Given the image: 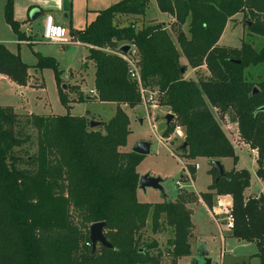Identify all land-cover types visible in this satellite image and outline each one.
<instances>
[{
  "label": "trees",
  "instance_id": "16d2710c",
  "mask_svg": "<svg viewBox=\"0 0 264 264\" xmlns=\"http://www.w3.org/2000/svg\"><path fill=\"white\" fill-rule=\"evenodd\" d=\"M156 1L159 11L174 19L171 31L152 22L138 29L148 0H122L97 12L84 30L71 29L72 39L89 47L98 101L116 105L108 124L91 129V122L69 113L23 116L0 106V264H161L160 256L150 253L157 243L142 241L149 218L154 234L172 230L168 242L172 264L191 256L193 224L187 204L194 201L187 203L180 196L176 202H139L137 168L144 157L123 151L131 134L124 108L140 107L142 91L158 95V105L175 116L165 138L178 126L184 129L179 149L189 160L230 159L237 165L235 147L213 110L232 116L242 141L258 152L257 176L264 184V112L259 111L264 106V84L251 96L254 90L243 76V58L264 64V48L255 54L246 45L240 51L218 47L227 23L239 14H244L251 34L264 38V0ZM4 17L19 41H32L14 18V0H7ZM124 18L135 21L124 27L120 25ZM123 46L130 47L126 55L120 52ZM36 56L34 68L54 70L58 85L61 72L56 60ZM183 56L187 66L181 65ZM203 67L209 79L185 80L188 68ZM133 68L141 86L131 79ZM29 70L20 54L0 44L1 76L26 87ZM59 96L67 108L66 99ZM22 119L37 135V152L26 159L16 151L30 141L18 136ZM188 170L195 175L196 165ZM210 173L212 184L200 196L202 202L212 210L214 198L230 196L234 217L230 238L255 244L256 258L264 264V196L245 195L251 185L247 170L225 171L224 177L213 168ZM96 223L106 224L104 235L112 250L99 246L93 252L89 229Z\"/></svg>",
  "mask_w": 264,
  "mask_h": 264
},
{
  "label": "rangeland",
  "instance_id": "374dc122",
  "mask_svg": "<svg viewBox=\"0 0 264 264\" xmlns=\"http://www.w3.org/2000/svg\"><path fill=\"white\" fill-rule=\"evenodd\" d=\"M120 1L122 0H72L71 13L68 15L63 11L56 16L61 19L64 16H69L70 28L73 31H79L85 27L87 22L94 20L95 11L107 9ZM148 1L145 15L138 19V29L140 30L143 25H148L150 22L154 24L167 22V28L171 31L174 19L170 15H163L159 11L156 0ZM132 19L126 20L124 18L120 25L126 27L131 23L130 21H135ZM245 22L244 14L236 15L230 19L218 47L240 51L246 45L253 53L259 54L264 48V38L251 34ZM33 30L34 35L30 36L32 41L27 42L29 44L38 42V45L32 48L26 45L18 46L16 35L6 23L3 7L0 4V43L13 53L20 54L22 61L32 67L29 75L30 73L33 75L26 87L17 86L0 78V106L18 107L19 110L15 113L24 116H48L50 114L64 116L69 113L71 116L84 117L89 123L108 124L116 114L115 105L99 102L97 96L95 98L91 93L94 70L92 67L88 70H85V67L83 68L88 61L89 49L82 45H76L78 43L70 37H68L70 44H52L42 40L44 30L42 20L35 24ZM185 31L187 32V28H185ZM37 53L44 57L53 58L58 63L61 72L58 85L54 70L45 69L40 71L34 68L38 64ZM243 60L246 66L243 69L245 82L251 86L252 90H260L264 84V64L248 63L244 58ZM182 63L183 66L187 64L184 56L182 57ZM209 77L206 67L196 71L188 68L184 76L185 80L193 82H198L200 78L206 80ZM59 94L66 99L67 108L61 103ZM88 97L94 98V100L88 101ZM157 98L158 95L146 91V94H143L140 107L134 110L125 109L130 120L131 134L123 151L131 153L138 143H151V154L144 157L137 168L140 177L150 174L152 177L161 178L164 181L163 187L172 202H176L180 196L185 197L187 203L194 201L187 204V208L191 211L193 224L189 242L191 248L192 244L194 245V252L191 251V256L189 259H184L183 264H191V257L196 256L198 239L207 245L211 258L217 263L222 262L223 258H225L227 264L230 262L229 258L234 256L249 257L257 255L258 248L254 244L235 246L234 252L230 251L231 247L229 245H224L221 237L222 232L223 234L230 232L223 227L224 222L218 225L214 221L210 215L211 210L203 204L200 197L208 192V188L212 184L210 162L205 159L189 160L183 157L179 148L184 142V135L179 136L172 131L167 134L168 137H164L168 128L165 117L172 114V112L169 108L158 105ZM213 114L236 149V155L240 159L237 163L238 166L247 170L251 176L249 192L259 195L264 194V185L257 176L256 156L258 158V152H256V155L253 154L255 150H252L242 141L238 125L233 122L232 116H222L216 110H213ZM17 133L23 139L27 136L30 137L28 144L16 150L17 154L24 159L34 156L37 152V135L25 119L21 120ZM191 164L199 165L198 169L196 167L197 172L195 175H191L188 170V166ZM223 165L225 171L230 172L233 168V161L226 160ZM138 200L141 203L148 204H161L165 201L161 193L153 190H148L147 194L139 191ZM219 201H223L224 204L230 203L229 200L214 198L213 208L218 207ZM171 231V229L166 228L164 232L154 234L151 218H149L147 228L142 232V241L145 244L157 243V248L151 250L150 253L155 257L160 256L161 264H172L173 262L169 255L168 246L169 240L173 237ZM223 246L224 251L222 250ZM97 249H99V246ZM253 258L251 257V259ZM251 259L246 260L245 264H249ZM255 262L253 264H257V261Z\"/></svg>",
  "mask_w": 264,
  "mask_h": 264
},
{
  "label": "crops",
  "instance_id": "0c3cea01",
  "mask_svg": "<svg viewBox=\"0 0 264 264\" xmlns=\"http://www.w3.org/2000/svg\"><path fill=\"white\" fill-rule=\"evenodd\" d=\"M71 1L72 0H14V18H15V20L18 22V23H20L21 24V31L22 32H24L25 33V30H26V28L27 27H30V28H32L33 29V27L35 26V24H37L40 20H42V23H43V27H44V23H45V19H46V17L47 16H53L54 17V19H55V21L58 23V24H60V25H62V26H64L67 30H68V33H69V37L72 39V37L70 36V32H71V28H70V26H69V24H70V18H69V16H64V18H59L58 16H56L57 14H59V13H61V12H66V13H68V15H69V13H71V11H72V3H71ZM6 2H7V0H0V4L2 5V7H3V15H4V10H5V6H6ZM69 5H70V10H68L69 8ZM33 10H38V11H40V13H41V16L36 20V21H32L31 19H30V13H31V11H33ZM105 10V9H104ZM99 11H103V10H97V11H95L94 12V14H95V18H96V15H97V12H99ZM163 14V13H162ZM163 15H166V14H163ZM95 18H94V20H95ZM4 19H5V17H4ZM93 20V21H94ZM92 22V21H91ZM91 22H87V24L85 25V27L83 28V29H80L79 31H82V30H84L86 27H87V25L89 24V23H91ZM163 25H165V26H167V22H161ZM10 29H11V27H10ZM12 30V29H11ZM34 31V30H33ZM26 34V33H25ZM34 35V34H33ZM33 35H27L26 34V36L27 37H30V36H33ZM17 38V37H16ZM72 40H74V39H72ZM17 41H18V46H21V45H26V46H28V47H30V48H32V47H34V46H37L38 45V42H35V43H32V44H29V42H27V41H19L18 40V38H17ZM75 41H76V43H78V44H76V45H82V46H85V47H87L88 49H89V47L88 46H86V45H84V44H81L80 42H78V40L77 39H75ZM1 44V43H0ZM10 51V50H9ZM12 52V51H11ZM13 53V52H12ZM14 54H17V53H14ZM37 54H39V53H37ZM41 55V54H40ZM42 56V55H41ZM44 57V56H43ZM180 62H181V64L183 65V63H182V57H181V60H180ZM186 66H187V64H185ZM31 67V66H30ZM85 67V70H88L89 68H93V70H94V73H95V68H94V64L92 63V62H90V61H87V63L83 66V68ZM32 68V67H31ZM80 69V68H79ZM81 70V69H80ZM83 70V69H82ZM193 71H196V70H193ZM29 72H31V70H29ZM94 73H93V80H92V85H93V90L91 91V93L92 92H94V93H92L93 95H94V97L95 96H97V94H96V91H95V87H94ZM30 75H31V77H33V75L30 73ZM186 75V74H185ZM0 78H1V80H3V81H6V82H11V81H9V79L8 78H6V77H4V76H1L0 75ZM12 83V82H11ZM14 84V83H13ZM96 98V97H95ZM87 100L88 101H93L94 100V98H90V97H88L87 98ZM106 104V103H105ZM115 105V104H114ZM11 107V106H10ZM12 108H14V110L15 111H18L19 110V108L18 107H12ZM115 109H116V105H115ZM126 108H124V110H125ZM19 115V114H18ZM50 115H54V114H50ZM24 116V115H23ZM28 116V115H27ZM30 116V115H29ZM235 151H236V149H235ZM251 152H252V150H251ZM256 152L257 151H254V153L253 154H255L256 155ZM239 158V157H238ZM227 160H229V159H227ZM225 161L226 160H222L221 161V163H222V165H223V163H225ZM239 161H240V159H239ZM256 161H257V156H256ZM239 163V162H238ZM257 165V164H256ZM224 166V165H223ZM233 168H232V170L233 169H236V170H244V169H242V168H240L239 166H238V164L237 165H234V163H233V166H232ZM231 171V170H230ZM264 185V184H263ZM138 194H139V191H138ZM245 195L246 196H248V197H259V196H261V195H263L264 196V194H253V193H250L249 192V189L245 192ZM220 199L221 200H229V202L230 203H232V198L230 197V196H226V197H220ZM204 204V203H203ZM205 205V204H204ZM206 206V205H205ZM221 227V226H220ZM196 233V232H195ZM225 233V232H224ZM230 234L231 233H225V234H223V232H222V241L224 242V245L225 246H227V245H229L230 247H231V250L230 251H232V252H234V248H235V246H244V245H246V246H249V245H253V244H248V243H244V242H242V243H240V242H238V241H236V240H233V239H231L230 238ZM197 239H198V237H197ZM199 240V243L196 245L197 246V249L198 248H200V247H202V248H204V250L209 254V256H210V252H209V249H208V247H207V245L206 244H204L203 242H201L200 241V239H198ZM255 245V244H254ZM223 251L225 250L224 249V246H223V249H222ZM191 251L192 252H194V245L192 244V248H191ZM222 251V252H223ZM196 253H197V251H196ZM231 254V253H230ZM235 255V254H234ZM211 257V256H210ZM251 257H254L253 259H251ZM192 258L193 257H191V264H192ZM184 259H189V258H182L181 260H179V262H178V264H183L184 262H182ZM249 259H251L250 261H249V264H253V263H256L255 261H257V264H259V259L258 258H256V255H254V256H243V257H237V256H234L233 258H229V263H227V264H245V262H246V260H249ZM221 263V262H220ZM219 263V264H220ZM222 263L223 264H226V262H225V258H223V261H222Z\"/></svg>",
  "mask_w": 264,
  "mask_h": 264
},
{
  "label": "water",
  "instance_id": "95a60500",
  "mask_svg": "<svg viewBox=\"0 0 264 264\" xmlns=\"http://www.w3.org/2000/svg\"><path fill=\"white\" fill-rule=\"evenodd\" d=\"M41 16L40 11L33 10L30 13V19L32 21H36ZM251 26V24H249ZM130 51L129 46H123L120 52L126 55ZM237 65L240 62H236ZM182 73H185V70H182ZM259 94L258 89H254L251 96H256ZM260 112H264V106L259 109ZM167 126L171 125L175 121V116L169 114L165 117ZM101 124L97 122H91L90 127L91 129H96ZM152 144L148 142H141L136 145L133 149L132 153L146 157L151 154ZM211 167L214 169L215 172L219 174L220 177L225 176V168L220 161H212L210 162ZM164 181L161 178L152 177L150 174L140 177L139 184H138V191H142L144 194H147L148 190H153L156 192L161 193L162 197L167 200L171 201V198L166 193L164 187ZM106 228L105 223H96L90 226L89 229V239L92 244L93 252L96 251L98 246L106 248L108 250H112L113 246L106 240L104 235V230ZM192 264H219L209 256V254L204 250V248L200 247L197 249L196 256L192 258Z\"/></svg>",
  "mask_w": 264,
  "mask_h": 264
},
{
  "label": "built area",
  "instance_id": "2783aa9c",
  "mask_svg": "<svg viewBox=\"0 0 264 264\" xmlns=\"http://www.w3.org/2000/svg\"><path fill=\"white\" fill-rule=\"evenodd\" d=\"M25 33L27 35H33L34 31L32 28L27 27ZM68 37V30L64 26L58 24L53 16L46 17L42 40L52 44H70V40H68ZM131 79L139 81V85L141 86L140 76L136 68H133V72H131ZM142 93L146 94L145 91H142ZM152 101L154 102L153 99ZM174 132L179 136L184 135V129L179 126L175 128ZM196 167L198 169L199 165H197ZM218 198L219 200H221L220 197ZM232 207V203L224 204L223 201H219L217 208H213L211 211L209 210L210 215L218 225L219 223L224 222L223 227L226 228V231L228 232H232L234 229V217L232 215ZM220 264L223 263L221 262Z\"/></svg>",
  "mask_w": 264,
  "mask_h": 264
}]
</instances>
